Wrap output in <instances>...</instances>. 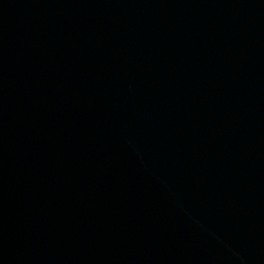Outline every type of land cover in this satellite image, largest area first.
<instances>
[{"label":"water","instance_id":"95a60500","mask_svg":"<svg viewBox=\"0 0 264 264\" xmlns=\"http://www.w3.org/2000/svg\"><path fill=\"white\" fill-rule=\"evenodd\" d=\"M0 264H264V0H0Z\"/></svg>","mask_w":264,"mask_h":264}]
</instances>
